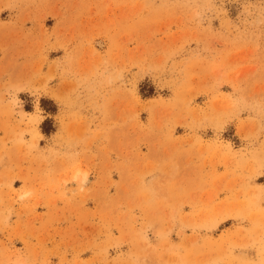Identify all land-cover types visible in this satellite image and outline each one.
Here are the masks:
<instances>
[{
  "label": "rangeland",
  "instance_id": "1",
  "mask_svg": "<svg viewBox=\"0 0 264 264\" xmlns=\"http://www.w3.org/2000/svg\"><path fill=\"white\" fill-rule=\"evenodd\" d=\"M0 264H264V0H0Z\"/></svg>",
  "mask_w": 264,
  "mask_h": 264
}]
</instances>
